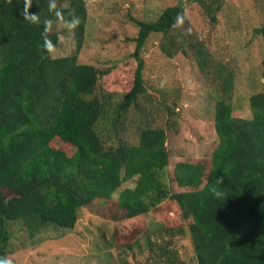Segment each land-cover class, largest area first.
Returning a JSON list of instances; mask_svg holds the SVG:
<instances>
[{
	"label": "trees",
	"instance_id": "16d2710c",
	"mask_svg": "<svg viewBox=\"0 0 264 264\" xmlns=\"http://www.w3.org/2000/svg\"><path fill=\"white\" fill-rule=\"evenodd\" d=\"M189 1L212 21L221 10V0ZM184 11L178 3L153 20L131 18L137 65L128 80L116 64L79 62L85 0H0V264H10L13 226L29 238L48 227L68 231L83 210L109 223L159 210V230H143L127 246L145 248L153 264H184L174 238L189 239L195 264H264V89L249 96L248 118L233 115L234 58L201 38L176 45ZM58 22L70 26L76 47L52 57L58 35L47 27ZM151 34L161 35L166 58L188 46L200 74L219 87L207 166L180 157L167 171L177 103L165 84L142 76ZM254 35L264 48V24ZM160 112L165 126L157 125Z\"/></svg>",
	"mask_w": 264,
	"mask_h": 264
},
{
	"label": "rangeland",
	"instance_id": "374dc122",
	"mask_svg": "<svg viewBox=\"0 0 264 264\" xmlns=\"http://www.w3.org/2000/svg\"><path fill=\"white\" fill-rule=\"evenodd\" d=\"M85 3L87 21L79 62L116 64L128 80L137 65L132 57L135 45L130 40L137 36L138 29L131 18L153 20L166 7L183 4L185 11L175 26V32L180 33L175 39L176 45L179 41L187 45L185 42L201 38L220 57L234 58L231 65L236 76L228 102L233 115L250 116L249 96L264 89V48L260 37L254 35V29L264 24V0H221L215 21L200 5L189 0H85ZM47 29L58 35L57 46L50 51L52 57L74 52L76 43L69 25L51 23ZM161 40L160 34H151L140 58L145 65L144 80L150 85L153 83L152 86L165 84L176 98L179 127L168 131L166 143L170 161L167 171L171 174L180 157L208 165V155L217 144L213 107L221 93L218 85L215 88L200 74L188 46H183L185 53L166 58L158 50ZM214 89L218 90V95ZM166 120L165 114L160 112L157 125L165 126ZM169 184L172 190H177L173 182ZM132 186L130 180L123 183L121 189ZM158 211H150L143 219L109 223L83 210L75 228L65 231L48 227L31 238L25 229L17 231L16 225L12 228L15 235L8 261L10 264H153L145 248L127 246L143 230H159L161 221L155 215ZM168 214L176 216L173 211ZM173 245L184 264H195L188 238H174Z\"/></svg>",
	"mask_w": 264,
	"mask_h": 264
}]
</instances>
